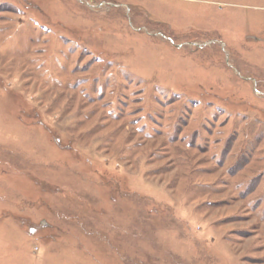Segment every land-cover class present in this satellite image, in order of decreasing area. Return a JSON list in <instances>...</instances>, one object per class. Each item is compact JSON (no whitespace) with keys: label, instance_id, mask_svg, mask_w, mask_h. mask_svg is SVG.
<instances>
[{"label":"rangeland","instance_id":"374dc122","mask_svg":"<svg viewBox=\"0 0 264 264\" xmlns=\"http://www.w3.org/2000/svg\"><path fill=\"white\" fill-rule=\"evenodd\" d=\"M0 264H264V0H0Z\"/></svg>","mask_w":264,"mask_h":264}]
</instances>
